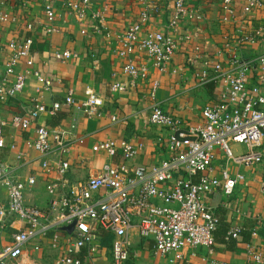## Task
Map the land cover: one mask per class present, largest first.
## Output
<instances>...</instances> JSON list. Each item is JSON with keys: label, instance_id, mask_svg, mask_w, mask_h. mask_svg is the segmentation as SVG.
<instances>
[{"label": "built area", "instance_id": "1", "mask_svg": "<svg viewBox=\"0 0 264 264\" xmlns=\"http://www.w3.org/2000/svg\"><path fill=\"white\" fill-rule=\"evenodd\" d=\"M137 2L143 5L137 18L116 36L119 74L126 80L112 82L110 91L144 86L143 99L150 102L149 122L167 131V136L157 142L166 156L154 164L137 165L132 162L136 149L131 143L124 139L119 144L115 140L102 141L93 150L111 157L120 154L123 162H105L99 174L84 181L50 180L44 185L49 195L45 209L24 202V194L35 178L23 180L0 161V185L7 189V200L0 203V239L11 220L20 224L7 243H0V264L16 261L29 242L46 237L48 232L53 234V247L60 243L57 232L67 234L57 264H90L104 235L110 237L109 264H128L129 232L135 227L140 237L152 242L157 255L173 253L176 259H182L183 250L203 249L206 264H238L214 257L219 218L205 197L216 190L226 197L233 196L244 175H232L231 164L251 166L264 161V53L240 55L247 46L264 43V19L258 24L251 21L254 12L264 9V0H221L219 23L228 25V30L212 53L191 42L205 16L188 0H172L170 17L162 30L147 28L154 12L149 0ZM112 10L111 0H44L42 16L25 21L27 35L0 44V52H8L0 71V104L17 98L24 89L26 75L18 68L30 53L34 30L54 34L60 30L57 21L67 15L80 24L82 34L92 27L95 34H103L110 41L111 33L104 29L107 13ZM19 19L17 14L0 9V24ZM186 25L190 26L184 33L177 32ZM180 44L189 45L193 54L186 57L178 71L184 72L189 66L199 85L212 82L218 89V99L204 105L202 122L196 126L187 125L161 108L157 100L160 79L152 77L154 71L159 75L166 71ZM74 55L66 50L54 53V58L67 60ZM34 75L41 84L40 92L51 90L52 79L37 72ZM41 97L9 121L0 118V148L15 147L14 142L6 140L4 128L8 124L27 131L34 122L53 117L62 107H75L90 117L99 114L103 104L91 89L85 90L84 100H77L72 89L62 101L47 104ZM112 120L118 119L113 116ZM35 135L27 145L40 153L41 167L65 174L70 166L64 159L70 152L68 131L38 124ZM232 142L244 145L246 151L235 155ZM218 150L224 155V165L219 169L215 165ZM260 183L264 194V181ZM255 223L250 230L253 236L264 230V218H257ZM69 226L71 232L65 230ZM239 233V228H233L225 239H237ZM243 264H264V254L250 246Z\"/></svg>", "mask_w": 264, "mask_h": 264}, {"label": "crops", "instance_id": "2", "mask_svg": "<svg viewBox=\"0 0 264 264\" xmlns=\"http://www.w3.org/2000/svg\"><path fill=\"white\" fill-rule=\"evenodd\" d=\"M44 0H0V9L17 14V22L0 24V44L5 45L10 40L27 35L25 21L42 16ZM113 10L107 13V22L104 29L111 34L109 41L103 34H95L92 27L88 28L86 35L80 31V24L72 16L63 15L57 24L60 30L51 35H44L40 29L32 32L33 42L28 56L21 60L19 70L26 75L23 91L17 98L8 103L0 104V118L8 120L23 108L31 107L35 98L42 95L45 103L62 101L67 90L74 91L77 100L85 99V90L96 92L103 101L99 107V114L88 117L85 113L77 111L75 107H62L53 117H42L34 122L30 129L21 131L11 125L4 128L7 142H14L13 149L0 148V161L10 166L14 173L25 180L29 176L35 178V183L29 185L24 202L45 209L49 195L44 185L50 180L66 179L69 183L84 181L90 176L99 174L105 162L121 163L120 154L111 157L104 152H95L93 146L105 141L115 140L118 144L124 139L136 149L133 164H154L163 159L166 154L158 146V138H165L167 131L149 122L150 102L143 99L145 91L141 85L128 88L122 92L110 91V84L118 79L126 80L119 74L121 61L117 57L118 34H122L126 26L137 18L143 5L137 0H111ZM153 5V16L147 28L162 30L171 13L172 0H149ZM188 4L200 9L205 21L196 30L193 43L202 45L209 53L219 46L228 30V25L219 23L221 0H188ZM97 5V4H96ZM239 9V4H237ZM61 10V4L58 5ZM264 19V9L254 12L252 22L258 24ZM190 26V25H188ZM187 25L177 30L184 33L189 29ZM103 32V33H104ZM189 46V45H187ZM180 44L176 53L169 61L166 71L159 75L153 72L152 77H159L158 102L161 108L178 118L187 125L196 126L202 122L201 110L205 104L218 99V89L214 83L199 85L193 68L186 67L184 72L178 68L184 65L188 55L193 54L190 47ZM75 52L74 57L67 60L54 58V53L62 51ZM264 53V43L247 46L241 50L242 57ZM8 55L7 50L0 52V71H3V61ZM34 72L53 80V87L49 91H41V84L37 81ZM119 75V76H118ZM253 81H249L251 85ZM115 116L118 120H112ZM38 124L48 127H60L68 131L70 152L66 159L70 166L65 174L57 171H47L40 165L41 155L33 147L27 145L28 139L32 141L35 128ZM74 125L75 128L71 129ZM246 148V147H245ZM264 150V148H262ZM215 165L219 169L224 165V155L218 150ZM229 170L232 175H244V180L238 182L233 196L226 197L221 191L205 197L206 202L213 208L219 218L215 230L214 257L228 262L243 264L250 246H256L264 254V230H258L256 236L251 235L257 218H264V194L260 185L264 181V161L251 166L231 164ZM7 200V189L0 185V203ZM10 224L13 225L10 227ZM16 219L10 221L7 230L1 233L0 243H7L11 233L19 228ZM233 228H239L237 239H225ZM137 228H133L129 235L130 259L128 264H206L207 253L203 249L183 250L182 259H176L173 253L157 255L153 244L139 236ZM60 243L54 247L58 249L57 258L61 254L67 234L57 232ZM52 233L48 232L44 238H37L28 245H34L43 240L52 244ZM105 237V235L103 236ZM102 237V238H103ZM102 240V239H101ZM53 245V244H52ZM101 247L90 259L92 264H109L110 255ZM24 248V250H25ZM24 253V251H23ZM85 250L83 257L85 256ZM56 258V260H57ZM17 260L9 264H16ZM90 263V264H91Z\"/></svg>", "mask_w": 264, "mask_h": 264}, {"label": "rangeland", "instance_id": "3", "mask_svg": "<svg viewBox=\"0 0 264 264\" xmlns=\"http://www.w3.org/2000/svg\"><path fill=\"white\" fill-rule=\"evenodd\" d=\"M230 146L235 155L246 151L242 144L232 142ZM106 251H108L107 255H110L108 247H106ZM57 254L58 249L54 248L49 240H43L34 245H28L24 253L17 259L16 264H57Z\"/></svg>", "mask_w": 264, "mask_h": 264}, {"label": "trees", "instance_id": "4", "mask_svg": "<svg viewBox=\"0 0 264 264\" xmlns=\"http://www.w3.org/2000/svg\"><path fill=\"white\" fill-rule=\"evenodd\" d=\"M101 242L104 245H109V243H110V237L108 235H105V237L102 238Z\"/></svg>", "mask_w": 264, "mask_h": 264}, {"label": "water", "instance_id": "5", "mask_svg": "<svg viewBox=\"0 0 264 264\" xmlns=\"http://www.w3.org/2000/svg\"><path fill=\"white\" fill-rule=\"evenodd\" d=\"M67 232H71L72 231V226H69L65 229Z\"/></svg>", "mask_w": 264, "mask_h": 264}]
</instances>
